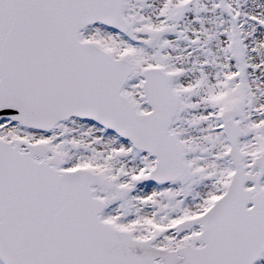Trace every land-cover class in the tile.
Segmentation results:
<instances>
[{"label": "snow or ice", "instance_id": "snow-or-ice-1", "mask_svg": "<svg viewBox=\"0 0 264 264\" xmlns=\"http://www.w3.org/2000/svg\"><path fill=\"white\" fill-rule=\"evenodd\" d=\"M0 264H264V0H0Z\"/></svg>", "mask_w": 264, "mask_h": 264}]
</instances>
